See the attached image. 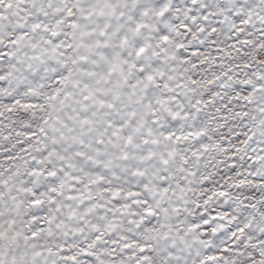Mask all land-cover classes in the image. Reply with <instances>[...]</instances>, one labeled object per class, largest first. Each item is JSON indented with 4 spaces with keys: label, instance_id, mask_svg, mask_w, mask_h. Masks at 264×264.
<instances>
[{
    "label": "snow or ice",
    "instance_id": "obj_1",
    "mask_svg": "<svg viewBox=\"0 0 264 264\" xmlns=\"http://www.w3.org/2000/svg\"><path fill=\"white\" fill-rule=\"evenodd\" d=\"M0 264H264V0H0Z\"/></svg>",
    "mask_w": 264,
    "mask_h": 264
}]
</instances>
